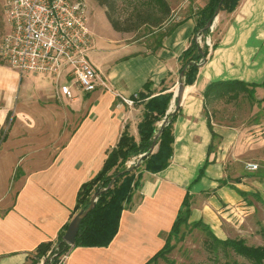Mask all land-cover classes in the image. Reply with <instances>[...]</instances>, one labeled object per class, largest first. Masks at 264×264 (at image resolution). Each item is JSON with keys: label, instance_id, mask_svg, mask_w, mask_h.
<instances>
[{"label": "crops", "instance_id": "obj_1", "mask_svg": "<svg viewBox=\"0 0 264 264\" xmlns=\"http://www.w3.org/2000/svg\"><path fill=\"white\" fill-rule=\"evenodd\" d=\"M186 2L172 10L171 30L154 53L124 43L122 32L97 33L88 17L90 60L106 88H75L72 100L59 94L51 77L20 75L0 65V129H6L0 143V264H29L35 247L54 240L80 211L74 210L80 185L101 169L125 126L138 140L143 105L128 106L122 97L137 93L148 80L155 91L165 80L174 94L179 56L195 24V12L180 16L183 8L189 10ZM215 26L211 40L218 38L216 46L199 64L193 82L183 83L177 102L170 101L177 116L168 166L141 173L109 245L74 247L64 264L145 263L164 245L187 191L189 219L202 221L217 236L224 233V219L237 221L242 209L252 208L236 189L258 193L264 201V181L241 165L244 130L212 120L213 139L203 98L216 80L264 81V0H240L230 13L219 10ZM263 90L256 88L258 94Z\"/></svg>", "mask_w": 264, "mask_h": 264}, {"label": "trees", "instance_id": "obj_2", "mask_svg": "<svg viewBox=\"0 0 264 264\" xmlns=\"http://www.w3.org/2000/svg\"><path fill=\"white\" fill-rule=\"evenodd\" d=\"M95 1L104 8L105 16L113 30L117 32H129L137 27V23L131 24L127 19L121 20L115 17L116 4L114 0ZM239 1L207 0L195 12V24L189 38V43L179 56V74L183 72L182 80L185 85L193 82L199 67L198 62L200 60L205 61L210 51L207 45L200 46L198 44L197 36L202 35L204 37L208 33L209 29L206 28L207 22L216 16V9L219 3H221L220 10L230 13L235 10ZM145 5L150 11H157L159 16L155 17L151 13L142 20L144 24H149L153 27L161 26L170 14V6L167 0H145ZM170 30L171 28L158 36L154 46L150 50L152 53L162 47V39ZM217 41L218 38L213 40L211 49H214ZM257 87L264 89V81L262 83H247L237 79L213 81L203 93L205 107L210 100L226 95L229 96L238 90H246L249 93V98L252 99ZM168 89L169 87L165 85V80L161 82L158 91L154 90L152 81L148 80L144 83L142 88L136 93L137 98L135 99V103L143 105L142 117L137 125L138 140L129 133L127 126H125L119 134L116 144L107 151L101 169L93 177L80 185L76 193L74 210L86 209L90 204L91 196L94 193H97V196L94 206L80 220L74 244L69 245L63 240V235L68 227V223H66L54 240L40 242L35 247L30 260L32 256H35L37 258H44V264H48V260L51 258L49 264H56L60 256L68 253L74 247L109 245L117 233L121 212L125 204L130 201L140 179V173L135 177V168H126L124 167V163L131 157L149 150L155 135L160 130V126L157 123L162 122L165 118L166 121L155 140L156 150L153 153L146 154L142 158L143 170L156 173L166 168L170 162L174 141L172 125L177 116V108L172 113H167L173 97V93L168 91ZM175 101L177 102V100ZM9 116L10 113L7 114L5 126L8 124ZM208 126L212 138L215 139L216 134L212 131L209 119ZM5 137L6 129L3 126L0 129V143ZM212 148L213 143L209 145V154ZM209 161V158H207L205 164L209 163ZM202 173L203 168L200 169L195 181L201 177ZM236 191L240 195L247 194V192L238 189ZM251 194L264 206V201L258 193L251 192ZM190 198L191 196L187 191L164 245L143 264H150L165 252L170 251L169 242L171 237L176 236L180 224L188 220L191 214ZM195 224L202 225L203 230H206L211 235L213 242L207 241L206 244L211 247V250L216 249L217 245H221L224 250H231L246 260L243 263L235 260H225L220 264H264V245H248L243 238L219 239L212 233L209 226L202 221H195ZM32 264H36V262L33 261Z\"/></svg>", "mask_w": 264, "mask_h": 264}, {"label": "rangeland", "instance_id": "obj_3", "mask_svg": "<svg viewBox=\"0 0 264 264\" xmlns=\"http://www.w3.org/2000/svg\"><path fill=\"white\" fill-rule=\"evenodd\" d=\"M114 1L116 4L115 17L121 20L127 19L131 24L137 23V27L134 30L121 33L123 42L133 44L141 51H150L158 36L171 28L173 25V22H171L172 10L184 2V0H167L170 6L169 16L166 17L161 26L153 27L149 24H144L142 20L151 13L155 17L159 16V13L147 9L145 0ZM186 1L189 10L183 8L180 11V16L196 12L197 8H200L199 3H206L207 0ZM84 2L89 21L93 24L96 32L103 36H108L112 31L114 32L105 17L104 8L98 5L95 0H84ZM7 30L8 16L5 0H0V40ZM0 65L8 66L1 58ZM248 95L249 93L246 90H238L229 96L212 99L207 103L205 112L209 122L213 120L219 124L236 126L244 130V138L239 149L244 156L241 165L245 166L247 162L258 164V169L254 172L261 178V181H264V90L262 94H258L255 89L252 99ZM170 111H173V107ZM160 123L158 122L157 125H160ZM155 150L156 146L153 152ZM140 154L131 157L124 163L126 168H135V177L145 171L143 170V162H137ZM133 158L136 162L135 164H130ZM240 196L243 201L252 205L250 212H247L249 211L247 209H242L241 213L235 216L238 217L237 221L236 218L232 221L225 219L222 221L223 234H218L219 236H217L213 231L212 233L219 239L243 238L248 245H264V206L257 201L251 192ZM207 241L213 242L211 235L206 230H203L202 225H197L195 221H191L188 218V220L180 224L176 236L171 237L169 242L170 251L165 252L150 264H220L225 260L246 262L243 257L236 255L231 250H224L221 245H217L216 249L211 250V247L206 245ZM31 258L29 264H32L33 261L36 264H44V258L35 256Z\"/></svg>", "mask_w": 264, "mask_h": 264}, {"label": "built area", "instance_id": "obj_4", "mask_svg": "<svg viewBox=\"0 0 264 264\" xmlns=\"http://www.w3.org/2000/svg\"><path fill=\"white\" fill-rule=\"evenodd\" d=\"M5 7L8 30L0 40V58L10 68L20 75L53 78L59 94L68 100L75 98V88L82 92L106 88L104 77L90 60L93 35L84 0H5ZM208 29L204 37L197 36V42L211 49L215 17ZM136 98L135 93L122 101L133 106ZM135 162L133 158L130 164ZM245 169L255 171L258 164L247 162ZM66 256L57 264H64Z\"/></svg>", "mask_w": 264, "mask_h": 264}, {"label": "water", "instance_id": "obj_5", "mask_svg": "<svg viewBox=\"0 0 264 264\" xmlns=\"http://www.w3.org/2000/svg\"><path fill=\"white\" fill-rule=\"evenodd\" d=\"M220 6H221V3H219V5L217 6L216 14L219 12ZM213 19H211V20H209L207 22L206 28H208L211 25V23L213 22ZM182 75H183V72H180V74H179V82H178L176 91L173 94V99L174 100L179 99V97L181 95V92H182V89H183ZM170 110H171V107L168 109L167 113H172L175 109L173 111H170ZM165 121H166V118L163 119V121L160 123V125H159L160 126V130H161L163 124L165 123ZM160 130L155 135L154 141H153L152 145L150 146L149 150L147 152H145V153H142V155L140 157V160H142L143 156H145L146 154L153 152V149L155 147V140L158 137V135L160 133ZM96 196H97V193H94L93 196L91 197L89 206L86 209L80 210L73 217L72 221L69 223V225L67 227V230L65 231V233L63 235V240L66 241L69 245H73L74 244V240H75V236H76L77 231H78V226H79L80 220L94 206ZM50 261H51V258L48 260V264L50 263Z\"/></svg>", "mask_w": 264, "mask_h": 264}]
</instances>
